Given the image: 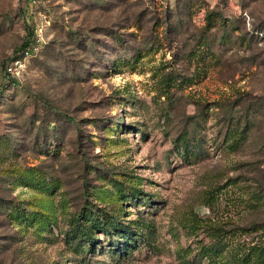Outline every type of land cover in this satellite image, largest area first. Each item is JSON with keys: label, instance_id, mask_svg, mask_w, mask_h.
<instances>
[{"label": "rangeland", "instance_id": "1", "mask_svg": "<svg viewBox=\"0 0 264 264\" xmlns=\"http://www.w3.org/2000/svg\"><path fill=\"white\" fill-rule=\"evenodd\" d=\"M226 112L245 125L236 146ZM252 190L264 0H0V264H208L217 236L216 264H238L260 237L238 227L264 219ZM86 207L122 233L92 228L81 248Z\"/></svg>", "mask_w": 264, "mask_h": 264}, {"label": "trees", "instance_id": "2", "mask_svg": "<svg viewBox=\"0 0 264 264\" xmlns=\"http://www.w3.org/2000/svg\"><path fill=\"white\" fill-rule=\"evenodd\" d=\"M213 12H208L207 16V28L209 29V26H212L214 23V19L212 18L213 15H210ZM31 42H28L27 40L23 41L21 43V48H31ZM8 82L13 81V78H7ZM238 103H235L234 105H237ZM256 105H253V113L254 108ZM227 120H229V131H227L228 139L227 140V146H236L239 143L242 142V140L245 137V125L238 126L239 120L237 119V116L232 112H226ZM232 122V124H230ZM138 186H131L129 189V195L131 197L137 196L138 194ZM248 202L247 206L260 205L263 203L264 198L260 191H250L248 192V195L246 196ZM106 216H105V215ZM103 215V216H102ZM81 217L80 221L78 220ZM118 214H108L106 213H96L95 210H91L90 207L82 208L81 213L76 215V225L73 228L74 232L76 233V236L80 240L85 239L84 242L81 244V248H89L90 243L93 242L91 233L92 228L98 229L100 228L101 231H103L106 234H110L112 230L115 229V231H118L122 233L123 223L118 220ZM74 222V224H75ZM79 223V224H78ZM239 233L244 231H251L255 232L259 237V239L251 244L246 245L244 250L241 252V255L239 257H236V260L238 264H264V219L260 221H252L246 226L238 227ZM127 232V231H126ZM217 232V230L215 231ZM213 232L212 234H214ZM128 234V233H125ZM125 234H122L121 237H126ZM219 246H220V240L219 236L216 237L215 241L210 243L209 246H206L204 249V255H207L208 257V264H216L215 258L219 255ZM113 250L116 248L113 247Z\"/></svg>", "mask_w": 264, "mask_h": 264}, {"label": "built area", "instance_id": "3", "mask_svg": "<svg viewBox=\"0 0 264 264\" xmlns=\"http://www.w3.org/2000/svg\"><path fill=\"white\" fill-rule=\"evenodd\" d=\"M20 56H13L4 66V75L6 78L18 77L25 66V55L28 53L27 49L24 48Z\"/></svg>", "mask_w": 264, "mask_h": 264}]
</instances>
